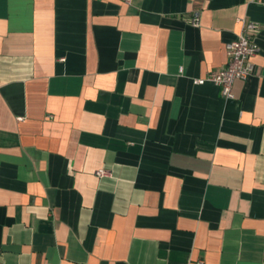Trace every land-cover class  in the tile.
<instances>
[{
	"label": "crops",
	"instance_id": "obj_1",
	"mask_svg": "<svg viewBox=\"0 0 264 264\" xmlns=\"http://www.w3.org/2000/svg\"><path fill=\"white\" fill-rule=\"evenodd\" d=\"M201 261L264 264V0H0V264Z\"/></svg>",
	"mask_w": 264,
	"mask_h": 264
},
{
	"label": "built area",
	"instance_id": "obj_2",
	"mask_svg": "<svg viewBox=\"0 0 264 264\" xmlns=\"http://www.w3.org/2000/svg\"><path fill=\"white\" fill-rule=\"evenodd\" d=\"M128 2L129 0H125ZM241 29L235 39L225 46L226 64L224 67L211 71L204 79H197V83L210 81L220 88L223 98L232 97V85L235 80H245L255 71L253 58L257 55L259 47L255 41L257 24L254 21L240 19ZM197 15L192 17L191 24L197 26ZM22 120V117H18ZM98 176L106 175V171L97 170ZM199 264H204L202 261Z\"/></svg>",
	"mask_w": 264,
	"mask_h": 264
}]
</instances>
